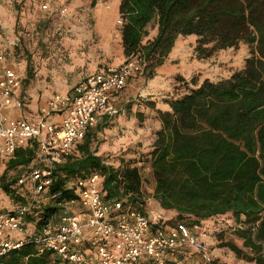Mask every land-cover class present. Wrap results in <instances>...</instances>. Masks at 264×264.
<instances>
[{
	"label": "trees",
	"instance_id": "1",
	"mask_svg": "<svg viewBox=\"0 0 264 264\" xmlns=\"http://www.w3.org/2000/svg\"><path fill=\"white\" fill-rule=\"evenodd\" d=\"M119 15L125 57L138 55L153 62L150 75L179 36H196L198 59L241 42L250 46V56L242 68L216 80L205 77L198 82L192 76L186 81L179 76L183 90L167 100L170 110L156 111L160 127L152 131L151 142L137 152L140 143L127 145L117 155V164H105L91 149V128L76 152L56 167L52 186L29 214L35 224L30 235L54 225L62 205L77 199L74 181L93 172L103 177L107 200L131 194L135 201L143 193L139 164L145 160L156 205L166 217L175 215L167 217L168 223L210 221L218 228L215 236L238 226L234 232L252 253L230 242L222 247L240 260L264 264V0H120ZM151 21L156 23L155 35L143 42ZM36 148L35 143L19 147L7 169L29 167ZM136 154L139 157L132 159ZM10 186L0 183L5 195L25 204L29 194H13ZM57 192L61 197L53 200ZM35 212L38 216L32 218ZM213 258V264H221L220 257ZM0 264L66 263L26 241L21 249L2 256Z\"/></svg>",
	"mask_w": 264,
	"mask_h": 264
},
{
	"label": "built area",
	"instance_id": "2",
	"mask_svg": "<svg viewBox=\"0 0 264 264\" xmlns=\"http://www.w3.org/2000/svg\"><path fill=\"white\" fill-rule=\"evenodd\" d=\"M25 1L38 3L42 11L57 3L0 0V6ZM98 2L109 8L110 0ZM57 6L60 13L68 9L66 3ZM117 23L121 26L123 20L120 18ZM142 72V58L130 56L119 65L87 75L70 93H55L46 105L39 107L36 117L27 118L11 112L24 106L23 99L15 95L22 79L4 63L0 53V160H8L26 144L37 146L33 167L17 180L19 187L28 189L29 199L12 211L0 213V258L29 241L40 252H50L66 264H213L209 242L212 234L202 223H168L169 218L154 209L153 197L142 195L132 201L130 194L107 200L102 190L103 177L97 172L74 181L77 199L62 205L54 225L33 236L25 234L26 219L52 186L56 167L76 152L78 143L103 117L127 115V109L117 105L114 96ZM53 114L61 115L58 124L49 122ZM59 197L61 192L51 196L53 200ZM14 232L21 237L13 238Z\"/></svg>",
	"mask_w": 264,
	"mask_h": 264
},
{
	"label": "crops",
	"instance_id": "3",
	"mask_svg": "<svg viewBox=\"0 0 264 264\" xmlns=\"http://www.w3.org/2000/svg\"><path fill=\"white\" fill-rule=\"evenodd\" d=\"M57 3H66L67 11L60 13ZM57 3L52 4L48 11H42L38 3L31 1L5 2L0 6V33L5 34L4 30H6L10 37L14 36L16 19L21 15L37 23L49 21L50 24L60 25V28L63 26L68 28L66 31H61L60 28L52 31L48 45L41 50L43 54L47 53V56H43L38 62L35 78L28 66L25 68V73L22 67L17 73L19 76L25 74L27 78L21 81L20 87L15 91V95L24 101L23 108L11 111L16 116L36 117L39 107L46 105L37 104L38 101L40 102V97H45L44 102L47 103L55 93H70L74 86L87 75L106 66L119 65L126 60L121 44V26L116 25L117 20L120 19V0L115 2V17L114 13L111 14L106 10L98 0H57ZM1 21H4L6 25H1ZM74 27H78L79 30L73 31ZM114 35L120 41L119 48L115 49L110 44ZM93 36L98 38L96 43L92 41ZM5 51L4 48L0 49V53L4 55V63L10 66L8 64L10 59ZM147 73L146 71L145 75L130 79L125 89L114 96V102L124 106L127 109V115L114 118L105 116L98 123L107 124L112 119H116L118 123L116 133L129 137L130 143L127 144H132L138 138L144 140L152 135L154 129L160 127L156 111L170 110L167 100L177 97L183 90V87L178 85L182 83L178 81L179 76L186 81L192 77L191 75L188 77L179 74L168 75L170 83L161 89L159 84L151 85L156 80V72L153 71L151 75ZM202 79L199 78L197 81L201 82ZM171 87L174 92L166 91ZM143 101L146 102L143 103ZM60 120L61 115L57 114L49 118V122L55 124H58ZM150 138L152 140V136ZM11 235L15 239L20 238L19 235ZM216 257L219 256L216 255Z\"/></svg>",
	"mask_w": 264,
	"mask_h": 264
},
{
	"label": "rangeland",
	"instance_id": "4",
	"mask_svg": "<svg viewBox=\"0 0 264 264\" xmlns=\"http://www.w3.org/2000/svg\"><path fill=\"white\" fill-rule=\"evenodd\" d=\"M115 2L117 0H110V6L108 10L111 14L116 12L115 10ZM113 17V16H112ZM115 17V13H114ZM113 17V18H114ZM24 16H18L16 19L15 25V33L14 36L10 37L9 33L5 31L0 33V49H6V53L10 62L8 63L17 73L20 72L21 67L23 68V73H25V68L28 66L31 68L33 72V77L37 74V66L43 56H47V53H42V49L45 45H48V40L51 38V33L55 28H60V25H53L48 22L37 23L31 20H27ZM1 25L5 26V22L1 21ZM118 26L119 24L116 23ZM56 26V27H55ZM120 26V25H119ZM5 29V28H4ZM1 30V29H0ZM59 30L66 31L68 28L63 26ZM79 30L78 27H74L73 31ZM156 32V23L155 21H151L147 25V34L143 38V42L147 39L152 38ZM112 37L111 43L113 48H119L120 41L118 38ZM196 36L186 35L179 36L174 43L172 49L167 55V59L164 60L163 64H160L154 68L156 72V80L151 83V85H160V88L166 87L167 84L170 83V79L168 75L171 74H179L184 77L195 76L196 79H201L205 77H209L211 79H219L222 77H226L230 75L233 71H236L242 68L244 60L247 56H250V46L246 43H239L236 48H227L216 51L212 56L208 58L199 59L196 57L194 52V46ZM98 40L97 37L93 36V43H96ZM197 58V59H196ZM127 59V58H126ZM143 72L141 76L146 74H150L149 68L150 64L153 62L143 60ZM147 68V69H146ZM22 81H25L27 76L23 74L20 76ZM145 81V80H144ZM182 86V84H180ZM183 87V86H182ZM168 89V88H166ZM172 92L173 87L169 88ZM169 94V93H168ZM167 96V95H166ZM44 98L40 97V102L37 104L43 105L46 104L44 102ZM166 99V98H165ZM42 100V101H41ZM146 101H143L145 103ZM101 124V123H100ZM97 124L93 127L90 135L91 143L90 147L97 154H99L107 164L109 162H113V164H117L118 162V154L127 147V143L129 142V137H126L123 134H117V126L118 123L116 119H112L107 124ZM149 135V134H147ZM132 141V140H130ZM151 142L150 136H147L144 140L138 138L134 140L132 143H140V145H135L134 151H139L138 147L147 146ZM123 144V146H122ZM118 155V156H117ZM133 156L134 154H130ZM130 155H126L129 157ZM130 156V157H131ZM139 157H132L135 159ZM144 157V156H143ZM129 159V158H126ZM7 161L8 160H0V183H11L10 188L13 190V194H21L23 197L28 196V189L26 187H19L17 185V180L20 176L25 175L29 172V170L34 165V160L31 162V165L26 168H15V169H7ZM141 166L140 173L143 180V196L151 197L154 188V180L152 177V173L148 168V162L145 160H140ZM46 201L45 199L41 200ZM40 201V202H41ZM154 203V209L163 213V211L156 205L155 200L152 198ZM21 205L20 201H15L11 197L5 195L0 189V213L9 212L14 210L17 206ZM167 217L174 218L175 215L167 214ZM37 212L32 214V218H36ZM55 222L58 221V216L54 218ZM54 222V223H55ZM26 231L25 234L30 235L34 233V223L30 221V217L26 219ZM31 223V224H30ZM204 227L212 234L210 237V244L212 248V252L214 256H219L221 264H253L246 262L244 260H240L235 257V255L227 248L222 247V244L230 242L235 246L241 248L247 254H251L252 252L248 248H244L242 246V240L237 236L235 232L230 231V229H225L223 233L218 236L214 235L215 231H218V228L212 227V223L210 221L202 222ZM14 235H20L19 232H14ZM21 237V236H20ZM213 237H215L213 239Z\"/></svg>",
	"mask_w": 264,
	"mask_h": 264
}]
</instances>
